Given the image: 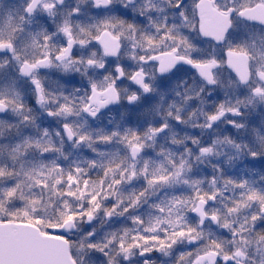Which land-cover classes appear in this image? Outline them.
Returning a JSON list of instances; mask_svg holds the SVG:
<instances>
[{"label":"snow or ice","instance_id":"snow-or-ice-1","mask_svg":"<svg viewBox=\"0 0 264 264\" xmlns=\"http://www.w3.org/2000/svg\"><path fill=\"white\" fill-rule=\"evenodd\" d=\"M0 264H264V0H0Z\"/></svg>","mask_w":264,"mask_h":264}]
</instances>
